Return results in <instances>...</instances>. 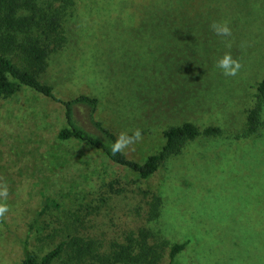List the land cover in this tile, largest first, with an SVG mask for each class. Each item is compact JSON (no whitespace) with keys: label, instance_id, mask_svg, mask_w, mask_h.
I'll use <instances>...</instances> for the list:
<instances>
[{"label":"rangeland","instance_id":"374dc122","mask_svg":"<svg viewBox=\"0 0 264 264\" xmlns=\"http://www.w3.org/2000/svg\"><path fill=\"white\" fill-rule=\"evenodd\" d=\"M213 22L232 35L217 36ZM63 27L66 43L40 79L64 99L97 97L94 118L116 138L139 128L143 138L124 151L130 159L159 153L171 126L222 132L188 140L144 178L94 146L57 140L64 109L33 88L0 99V182L9 190L0 264H23L20 237L41 257L75 236L106 254L130 243L139 253L145 243L160 256L140 264H264V0H74ZM225 53L242 65L235 77L216 67ZM258 104L261 123L250 132ZM8 106L45 117L5 119L13 108L16 117ZM61 149L65 166L55 168ZM44 189L61 206L38 216ZM176 243L185 245L171 259ZM69 253L66 245L52 264H70Z\"/></svg>","mask_w":264,"mask_h":264},{"label":"trees","instance_id":"16d2710c","mask_svg":"<svg viewBox=\"0 0 264 264\" xmlns=\"http://www.w3.org/2000/svg\"><path fill=\"white\" fill-rule=\"evenodd\" d=\"M73 3L74 0H0V99L15 97L21 92L23 86L33 88L40 95L60 104L64 109L66 125L58 130L57 140L62 142L77 140L94 146L106 154L111 162L134 170L144 178L156 173L169 156L180 153L188 140L194 139L200 134L222 132L220 127L210 126L201 130L195 123L185 122L182 125L169 127L165 131L166 143L163 149L159 153L149 156L144 163L130 159L125 153L113 156L110 144L115 141L116 135L94 118L98 98L81 94L71 99H64L53 89L51 84L40 79V74L48 66L50 53L66 43L63 19ZM257 89L259 96L264 98V78L258 83ZM259 106L258 104L249 113L248 130L250 132L258 129L261 123ZM9 107H15L16 117L13 108L12 115L5 116L4 114L2 116L5 119L20 118V115L24 113L33 114L36 117L40 115V118L43 119L45 117L40 113V110L37 111L33 108L26 110L31 106ZM39 141V144L43 143L42 139ZM59 152L50 162L51 166L55 168L65 166V163L59 162L65 157L64 150L61 149ZM3 177L12 179L13 175L5 174ZM46 191L47 189L39 190L41 208L38 216L49 211L52 207L61 206L55 199L47 196ZM160 200L161 198L156 196L153 202L155 209ZM3 221L8 224L5 219ZM34 222L35 220L29 224V233L34 227ZM20 242L23 264H52L62 255L66 245L70 249V264H96V260L101 264H140L145 261L156 263L160 257L158 253L151 252L149 248L145 247V243L141 245L142 250L139 253L135 252L131 243L117 245L110 254L102 253L96 241L79 236L61 241L56 247L38 257L30 248L28 239L20 237ZM184 245V243H176L172 246L171 259L184 248Z\"/></svg>","mask_w":264,"mask_h":264},{"label":"clouds","instance_id":"9594fccd","mask_svg":"<svg viewBox=\"0 0 264 264\" xmlns=\"http://www.w3.org/2000/svg\"><path fill=\"white\" fill-rule=\"evenodd\" d=\"M211 30L221 37H229L232 35L231 28L227 22H213L210 25ZM216 67L219 68L222 74L226 77H235L242 68V65L238 59L232 57L230 53H225L216 62ZM143 138L142 131L137 128L128 135L127 132H121L114 142L110 144V151L113 156L117 154H123L126 149L132 148ZM8 186L6 182H0V220L6 217L9 211V207L6 203L8 199Z\"/></svg>","mask_w":264,"mask_h":264}]
</instances>
